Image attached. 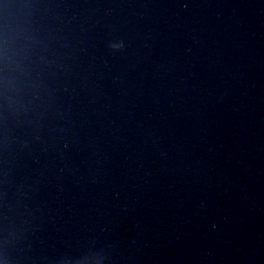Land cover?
<instances>
[{
    "label": "water",
    "instance_id": "1",
    "mask_svg": "<svg viewBox=\"0 0 264 264\" xmlns=\"http://www.w3.org/2000/svg\"><path fill=\"white\" fill-rule=\"evenodd\" d=\"M0 264H264V0H0Z\"/></svg>",
    "mask_w": 264,
    "mask_h": 264
}]
</instances>
